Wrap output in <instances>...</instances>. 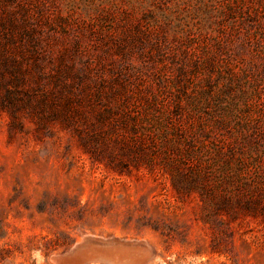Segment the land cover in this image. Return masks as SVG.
Wrapping results in <instances>:
<instances>
[{
  "label": "rangeland",
  "instance_id": "1",
  "mask_svg": "<svg viewBox=\"0 0 264 264\" xmlns=\"http://www.w3.org/2000/svg\"><path fill=\"white\" fill-rule=\"evenodd\" d=\"M263 76L264 0H0V264H264V209L213 151L249 137L233 180L264 195ZM152 108L207 136V193L134 150Z\"/></svg>",
  "mask_w": 264,
  "mask_h": 264
},
{
  "label": "trees",
  "instance_id": "2",
  "mask_svg": "<svg viewBox=\"0 0 264 264\" xmlns=\"http://www.w3.org/2000/svg\"><path fill=\"white\" fill-rule=\"evenodd\" d=\"M264 78V76H263ZM177 108L179 110V114L181 117L185 116L189 120H194L197 113H205V109H202L199 105L195 104V101H190L188 103H184L181 99L177 104ZM149 115V120L147 122L138 125L134 129V140L133 144L135 146L134 150L145 151L146 152V144L149 145L150 149H155L156 146L159 150L168 151L169 160H175L173 153L179 156V161L176 166H172L169 168V172L172 178L173 187L176 191L177 185H175L176 181H181L185 186H190L194 189H199L202 193L208 192V179L209 174H203L202 172H195V168L201 163L202 156L198 155L196 150V144L204 145L206 140H208L207 136H204V133H200L196 131L194 134H187L186 128H180L177 123L176 118L172 116L163 117L160 110L154 109ZM179 117V119L181 118ZM215 118V123L220 129H227L226 123L223 118ZM137 126V125H136ZM160 133L157 135L156 131ZM139 131H143V133L139 134ZM243 135V134H241ZM202 136V137H201ZM220 137V136H219ZM249 137L245 136L242 139H239L237 143L235 142V146H226L225 144L217 145L216 148H213L215 158L220 161L222 165L223 173L222 180L226 182L227 180L233 181V186L235 190H238L242 195L239 198L233 200H239L237 202L243 203L247 207L264 209V195L258 196L254 195V190L248 187L246 183H236L233 179H235V174L241 175V172L238 171V168H234L232 158L235 157V150H239L240 148L246 144H248ZM235 148V149H234ZM228 149V150H227ZM172 152V153H171ZM231 156V157H230ZM227 160V161H226ZM226 161V162H225ZM152 162V160H151ZM153 166V162L151 164ZM192 165V166H191ZM195 165V167L193 166ZM227 177V179L225 178ZM188 188V187H187Z\"/></svg>",
  "mask_w": 264,
  "mask_h": 264
},
{
  "label": "water",
  "instance_id": "3",
  "mask_svg": "<svg viewBox=\"0 0 264 264\" xmlns=\"http://www.w3.org/2000/svg\"><path fill=\"white\" fill-rule=\"evenodd\" d=\"M98 242H102V241H100V240H97ZM96 241V242H97ZM91 242V241H90ZM89 242V240H86L85 241V243H83V244H80L77 248H76V250L78 251L79 250V254H83V253H85V252H83V250H81L82 248H85L86 246L85 245H87L88 243H90ZM105 243V242H104ZM107 244L108 243H116V246H117V251L118 252H122V251H124L126 248H132V247H134V246H136V245H138L139 243H137V242H127V241H121V240H115V239H113V240H111L110 242H106ZM87 250H88V252H90L89 250H92V251H95V252H97L98 251V253H104V251H102V250H94V249H91L90 247H89V249L87 248ZM75 252V251H74ZM87 252V251H86Z\"/></svg>",
  "mask_w": 264,
  "mask_h": 264
}]
</instances>
